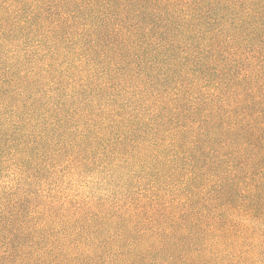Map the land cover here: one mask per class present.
Returning <instances> with one entry per match:
<instances>
[{
	"label": "trees",
	"instance_id": "16d2710c",
	"mask_svg": "<svg viewBox=\"0 0 264 264\" xmlns=\"http://www.w3.org/2000/svg\"><path fill=\"white\" fill-rule=\"evenodd\" d=\"M0 264H264V0H0Z\"/></svg>",
	"mask_w": 264,
	"mask_h": 264
},
{
	"label": "rangeland",
	"instance_id": "374dc122",
	"mask_svg": "<svg viewBox=\"0 0 264 264\" xmlns=\"http://www.w3.org/2000/svg\"><path fill=\"white\" fill-rule=\"evenodd\" d=\"M6 178L5 177H3V175L2 176H0V180H1V182H3V180H5Z\"/></svg>",
	"mask_w": 264,
	"mask_h": 264
}]
</instances>
